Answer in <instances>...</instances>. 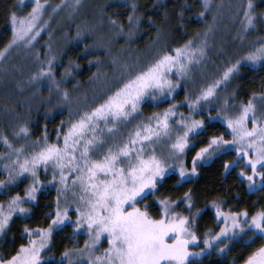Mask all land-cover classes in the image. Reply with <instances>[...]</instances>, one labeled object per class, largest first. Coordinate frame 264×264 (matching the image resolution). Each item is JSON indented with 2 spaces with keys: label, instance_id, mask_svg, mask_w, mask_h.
Here are the masks:
<instances>
[{
  "label": "snow or ice",
  "instance_id": "6c2138e0",
  "mask_svg": "<svg viewBox=\"0 0 264 264\" xmlns=\"http://www.w3.org/2000/svg\"><path fill=\"white\" fill-rule=\"evenodd\" d=\"M210 6V0H202L204 11L199 15L203 17ZM42 8L40 0H35V7L27 17H18L15 11L9 12L13 36L9 45L0 51V57L18 41L31 43L39 35L40 28L36 22ZM256 9L255 0H246L242 21L244 31L254 27L257 19H264V12L257 14ZM136 10L137 5L133 4L132 12ZM139 22L140 16H128L130 25H138ZM111 23L123 32V24H117L115 19ZM131 34L132 30L129 29ZM205 48V42L193 47V41L189 40L175 49L161 50L139 70L133 71L125 66L126 75L122 73L123 78H118L115 86L109 88L99 102L80 112L74 121H69L66 131L62 127L57 130L56 142H49L47 130L42 141L38 139L34 142L39 147L31 150L23 145L14 148L6 136L0 137L12 150L11 155H15V160L4 166L8 171V180H0V189L16 183L25 174L30 175L32 181L24 190V196H13L7 205L0 203V240L7 236L15 214L28 216L31 213L32 208L25 205L35 202L37 192L42 188L39 179L41 166L47 171L51 165L52 180H58L60 185L54 213L45 214L51 217L47 227L29 228L25 225L20 239L27 236V242L20 243L10 258L0 255V264H64L65 261L74 264V258L78 264H85L84 257H87V264H197L208 249L218 244L223 245L218 251L224 252L230 247L226 241L235 240L239 234L247 235L250 232L252 235L248 236V241L264 239V209L249 216L247 211L225 212L221 208L224 201H211L216 218H222L224 226L218 232H205L202 240L204 247L200 248L197 218L202 210L193 203L191 190L178 199L157 197L153 201L155 214L151 211V204L141 206V201L159 191L158 185L172 167L169 160L178 163L181 180L188 182L189 177L197 174L198 162L216 153L234 150L237 158L224 164L225 171L240 167L238 175L247 180L250 189L255 187L256 177L264 186V93L259 96V108L255 103L257 95L253 93L246 102L235 106L238 111L233 115H225L232 139L226 140L223 135L212 136L207 145L192 157L191 169L185 166L181 158L189 147L190 134L202 128L204 120L180 113V119L173 125L170 121L177 116V104H170L164 111L153 113L146 118L147 122L142 120L135 124L123 140L108 142L103 135L105 130L111 134L121 122L134 119L146 97L157 100L165 94L171 95L180 86L178 81L171 79L173 72L186 76L190 65L198 63L199 58L205 55ZM53 60L55 57L45 61L47 67L42 66L31 79L48 77L59 89L52 70ZM242 61L253 64L264 61V44L228 66L220 79L201 89L194 100L186 96L189 109L194 111L202 100L210 102L221 83L239 71ZM62 95L65 100L68 99L66 90ZM224 103L227 105V101ZM209 119H212L210 113ZM249 122L251 128L248 127ZM28 131L27 126H21L16 135H27ZM162 138L173 141L166 155L158 154L156 148ZM245 169H250L251 174ZM69 187H79L80 191L73 192L71 203L65 198L62 206L61 195ZM73 204L75 228H85L89 239L83 248L66 249L59 260L54 256L45 258L43 253L50 250L54 230H61L71 220L69 209ZM181 205L188 215L177 211ZM102 238H106L109 246L103 250V255H95ZM197 248L199 250H194ZM244 264H264V245L256 248L244 260Z\"/></svg>",
  "mask_w": 264,
  "mask_h": 264
},
{
  "label": "trees",
  "instance_id": "16d2710c",
  "mask_svg": "<svg viewBox=\"0 0 264 264\" xmlns=\"http://www.w3.org/2000/svg\"><path fill=\"white\" fill-rule=\"evenodd\" d=\"M48 1L52 4H58L62 0ZM218 1L210 0V8L201 17L199 13L204 11L201 7L202 0H111L110 2L108 0H98L100 2L98 5H101V7L99 8L100 13L98 14L96 11V14L99 15L102 21L112 26V32L114 33L103 45L98 43L93 36L84 33L79 34L76 26H73L75 21L62 28L63 30L59 29V32L63 34L61 37L63 43L60 45L58 42L51 50L47 49L45 45L47 38L43 36L41 42H36L32 48L35 57L39 59L32 60L31 74L29 73V75L31 78L42 66L47 67L44 62L51 57H55L52 70L56 83L59 84V89L48 77L33 80L35 86L28 89L31 92V97L28 110H26L27 119L21 124V126H27L29 131L27 135L23 134L18 137L28 139L30 142H35L38 139L42 141L43 134L47 130L49 142H56L57 130L62 127L63 131H66L69 121H74L78 118L80 112L99 102L109 88L115 86L117 79L123 78L122 73L126 75L125 66H129V69L133 71L139 70L161 50L175 49L189 40L193 41V47L199 46L202 36L206 30H210L217 18L215 3ZM255 2L257 4V14L264 12V0H255ZM133 4L137 5L135 13L132 12ZM237 5L243 15L246 0H237ZM30 7L29 3L24 6L23 0H0V51H3L9 45L13 36L9 12L15 11L17 16L20 17ZM130 14L140 16L138 25L128 23ZM113 19L117 21V24L124 25L123 32L119 31L117 25L111 23ZM243 20L244 17L240 20L241 23ZM242 26L244 29V23H242ZM129 29L132 30L131 35H129ZM243 29L239 28V30ZM244 37L247 41L255 43V47L264 44V19H257L255 26L248 29ZM120 53L122 54L119 55ZM108 59H111L113 63ZM201 59L202 57L199 58L198 63H192L196 67V72L191 74L190 70L187 76L189 82H193L194 78H198V66ZM207 59L206 64L211 65L209 54ZM39 61L43 63L41 67L37 66ZM5 63L6 60L0 63V80L7 73L3 66ZM226 65L227 67L230 66L229 63ZM110 75L115 76L109 77ZM172 75L176 77L175 81L180 84L175 89L172 100L159 101L158 99L152 100L150 97H146L141 103L139 114L135 116L132 122L135 124L142 120L147 122L146 118L153 113L164 111L170 104L179 105L181 102L186 101V96L191 97L196 91L199 92L204 88L203 85H198L196 82L190 84L183 79V76L174 73ZM6 87H0L2 96H4L5 90L8 89ZM228 87L229 90L230 87L232 90L236 89L235 99L239 102H246L252 97L253 93L259 97L261 93H264V61L255 64L242 61L239 71L229 79ZM88 89L92 93L96 91V94H93L96 95L95 98H93V95L91 97L92 93ZM65 90L69 95L73 90H76V93L83 92L86 94L84 101L86 106L81 107L78 114H73L68 103H62L60 100V94L62 95ZM182 112H186L185 109H182ZM203 119H205L203 130L190 139L191 146L189 149L191 150L188 151V165L193 149H200L205 146L214 135L224 134L223 127L219 122H207L205 117ZM176 120L172 119L171 123L174 125ZM62 121L64 122L63 125H61ZM60 143H62V139ZM235 159L236 155L231 151L214 155L208 163L197 165L196 176L189 178L188 182H182L175 172H170L165 176L163 182L158 185L159 191L141 201V206L144 203L151 204V211L155 214L156 205L153 204V201L157 197L168 196L178 199L182 198L185 192L191 190L193 203L196 208L202 210L201 215L197 218V233L202 241L205 232L209 230L213 233L218 232L215 209L212 208L211 201H224L221 208L225 212L227 210L233 212L247 211L249 216L264 209V186L250 192L247 189L246 182L238 175L240 167L225 171L224 164ZM0 164L5 163L0 161ZM42 173L41 170L40 181L43 184L49 182V178L46 179ZM4 178L5 175L0 170V180ZM27 183L29 182L26 180L18 181L16 188H6L3 193L0 192V203L7 205V202L17 194L24 196ZM57 195V188L44 185L37 192V200L31 205H25L32 208L31 213L28 216H21L20 214L13 216L7 236L4 240H0V255L3 254L5 258H10L11 255L15 254V250L20 243L27 242V236L23 240L20 239L25 225L29 228L47 227L51 217H46L45 214L54 213ZM61 205H64L62 195ZM177 211L188 215L183 205ZM250 235L252 234L249 232L245 235L244 240L228 242L230 247L223 253H217L216 250L219 247L215 248L213 252L200 258L197 264H244V260L256 248L264 245V239L254 238L252 241H248ZM82 242V237L75 235L73 224H65L61 230H54L50 250L45 251L43 255L45 258L54 256L56 260H59L61 253L66 249L81 247ZM76 243H80V245L77 246Z\"/></svg>",
  "mask_w": 264,
  "mask_h": 264
},
{
  "label": "rangeland",
  "instance_id": "374dc122",
  "mask_svg": "<svg viewBox=\"0 0 264 264\" xmlns=\"http://www.w3.org/2000/svg\"><path fill=\"white\" fill-rule=\"evenodd\" d=\"M108 1L110 2L111 0ZM121 1H130V0H121ZM28 3L31 5L30 9H28L26 13L20 17H27L28 13L32 11V8L35 7V0H23L24 6L27 5ZM40 3L43 5V8L41 10L40 18L36 22L37 26L40 28L39 35L36 36V38L32 40L31 43H27L26 41H18L16 44H13L11 47H8V50L5 52L4 56L0 57V63L6 60V63L3 66L5 67L7 72L6 75H3L2 79L0 80V87L7 86L6 88H8L5 90L4 96L0 94V137L6 136L9 139V141L12 143L14 148H18L23 145L27 147L29 150L30 148H38L39 145L35 144L33 141L30 142L28 139L18 137L19 135H16V133L19 132L21 124H23V122H25L27 119L26 110H28V105H29L28 103L31 97V92L28 89L29 87L33 88L35 86L33 85L34 82L29 75V73L31 74L30 68L32 65V60L39 59L38 57H35L34 51L32 50L34 44L36 42H41L40 41L41 38L43 36H46L47 40L45 42V45L47 49L51 50V48L55 44H58V42L61 45L63 43V40L61 39L63 34L59 31L74 21L75 23H73L74 24L73 26H76V29L78 30L79 34L84 33L86 35L93 36L98 41V43H102L101 45H103L104 42H106L112 35H114V33L112 32L113 31L112 26L106 24L104 21H102L99 18L98 14L100 13L99 8L101 7V5H98L100 3L98 2V0H79L78 3L77 0H62L58 4H52L48 0H40ZM215 8L217 10V18L215 19L214 25L210 27L209 30L210 32L206 30L205 33H207V35H205L204 33L200 41V44L202 41L206 43V48H205V55L200 60L198 66L199 68L198 78L197 79L194 78L192 80L193 82H196L198 85H203L204 88L212 81L220 79V77L223 75V72L226 70V69L224 70V68L227 67L226 65L227 63L231 65L237 58L245 56L249 52L259 47V46L255 47V43L247 41L244 37L246 31H244L242 23L240 21L243 15L242 13H240V10L238 9L237 0H219L218 2L215 3ZM96 11L98 12V14H96ZM239 28H242L243 30H239ZM63 38L65 39V37ZM98 43L96 42L97 45ZM121 54L122 53H120L119 55ZM208 54L211 58V65L206 64V60H208L207 59ZM116 59L117 57L114 60L116 61ZM108 60L113 63L111 59ZM39 63L40 61L37 62V66L39 65L41 67L43 63L42 62L40 64ZM194 64L190 65L191 74L196 72V67ZM173 73L175 74V72ZM189 73L186 76H183V79L186 80L187 82H189L187 78ZM113 76L115 75H110L109 77H113ZM171 79L175 81L176 77L171 75ZM228 81L221 83L215 96L210 99V102H205L203 100L200 101L199 106H197L194 111L189 109L187 101L181 102L176 109L177 116L173 119H177V120L180 119L179 114L183 113L185 116L191 115V118L196 120H200L205 117L207 122L217 121L221 124L224 130V134H220V135H223L226 140H231L232 139V135L230 134L231 130L228 128L224 117L225 115H229V116L233 115L236 111H238V108L235 106H238L242 102L236 101L235 99L236 89L232 90L230 87L229 90ZM193 82H189V83L191 84ZM89 92L92 93L91 90H89ZM174 93L175 91L171 95L165 94L164 96L159 97L158 100L159 101H163L166 99L172 100ZM93 94H96V91L91 94V97ZM199 94L200 91L199 92L196 91L194 95L188 97L189 99L194 100L196 96H198ZM95 96L96 95H93V98H95ZM60 97L62 103L65 102L68 103L73 114L76 113L78 114L80 108L86 106V104L84 103L86 99V94H84L83 92L76 93V90H73L71 94L68 95L67 100H65L63 98V95L61 94ZM225 101H227V105H225L224 103ZM255 103L259 108V105L261 103L259 97H257ZM182 109H185L186 112H182ZM221 109H227V111H221ZM209 113L211 114L212 119H209ZM203 120L205 121V119ZM132 121L133 119H131L129 122L126 123L121 122L120 124L117 125V128L111 134H109L107 130H105V132L103 133L105 140H107L108 142H112L113 140L120 141L126 138L128 132L135 125V123ZM101 127H103V125H101ZM248 127L249 128L252 127L251 122H249ZM203 128L204 125L202 128L196 129L195 134H190V139L194 137L196 134L201 133ZM20 135H23V133H21ZM172 142H173L172 140H169L167 138H162L156 145L158 154L166 155L170 147V144ZM190 146L191 145L189 140V147L188 149H186L185 154L181 158L188 169H191L192 157L195 156L197 151H199V149H193L192 156L190 159V164L188 165L187 159H188V151L191 150L189 149ZM11 152L12 150L9 149L3 143V139H0V161L2 163L10 164L12 160H15V155H11ZM231 152H234V154L236 155V152L234 150H232ZM217 154L220 153H216L214 155ZM213 156L202 162H198L197 165L208 163ZM5 164H0V170L5 175V178L3 180L7 181L8 171L4 167ZM169 164L172 165V167L169 169L168 173L175 172L179 177V179L181 180L179 176L178 163L174 160H169ZM41 170L43 171L42 174L45 176V178L46 179L49 178V182L44 184L43 182H41L42 188L44 187V185H50L53 188L60 187L58 180L55 182L52 180L53 169L51 165L48 167L47 171H45L43 166H41L39 169V176L41 175ZM245 171L248 172V174H251L250 169H245ZM57 176H58V172H57ZM195 176H191L189 178H194ZM242 179L246 182L248 187L247 180L244 178ZM25 180L29 182L27 183V187H29L32 182L30 175L25 174L18 181H25ZM16 183L10 184L5 188L0 189V192L3 193L6 188H16L17 187ZM68 183L71 186L70 179ZM260 187H262V185L260 184V178L256 177L255 187L252 189L248 187L247 189L248 191L251 192L257 188L259 189ZM79 191H80L79 187L76 188L69 187V189L62 194L63 203H65V198L71 203L73 200V192L79 193ZM69 216L71 217V220L67 221L66 224H73L75 235L81 236L83 239L81 247L78 246L80 245V243H76V245L78 246V248H83L85 241L88 240L89 237L87 235V230L85 228H81L80 230H76L75 228V225L73 223V221H75L76 218L74 204L69 209ZM216 220L218 223V231H219L220 227L224 226V223L222 218L219 220L216 218ZM244 238H245L244 234H239L235 240H244ZM235 240H231V241H235ZM231 241H226V243ZM108 246L109 245L107 243L106 238H102L101 243L97 246V251L95 252V255H103V250L108 248ZM221 246L223 245L218 244L216 247L212 249H208L205 254L213 252L215 248ZM199 247L200 248L204 247L202 241L200 242ZM216 252L223 253L218 251V249L216 250ZM84 260H85V264H87V257H84ZM64 264H67V261H65ZM74 264H78L76 258H74Z\"/></svg>",
  "mask_w": 264,
  "mask_h": 264
}]
</instances>
